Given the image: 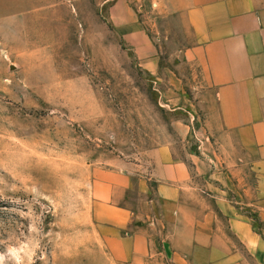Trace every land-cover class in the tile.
Wrapping results in <instances>:
<instances>
[{"label": "crops", "instance_id": "obj_1", "mask_svg": "<svg viewBox=\"0 0 264 264\" xmlns=\"http://www.w3.org/2000/svg\"><path fill=\"white\" fill-rule=\"evenodd\" d=\"M147 1V15L143 0L102 3L160 88L177 140L150 150L147 161L91 170L95 260L264 264V236L247 213L264 226V0ZM175 36L180 47L171 52L198 69V92L186 89L179 65H161L158 42Z\"/></svg>", "mask_w": 264, "mask_h": 264}, {"label": "rangeland", "instance_id": "obj_2", "mask_svg": "<svg viewBox=\"0 0 264 264\" xmlns=\"http://www.w3.org/2000/svg\"><path fill=\"white\" fill-rule=\"evenodd\" d=\"M105 10L102 0H0V264H105L89 237L91 170L147 161L177 140L160 88ZM158 43L161 65H179L200 91L198 69L171 52L180 38Z\"/></svg>", "mask_w": 264, "mask_h": 264}, {"label": "built area", "instance_id": "obj_3", "mask_svg": "<svg viewBox=\"0 0 264 264\" xmlns=\"http://www.w3.org/2000/svg\"><path fill=\"white\" fill-rule=\"evenodd\" d=\"M198 151H200V147L198 148Z\"/></svg>", "mask_w": 264, "mask_h": 264}, {"label": "trees", "instance_id": "obj_4", "mask_svg": "<svg viewBox=\"0 0 264 264\" xmlns=\"http://www.w3.org/2000/svg\"><path fill=\"white\" fill-rule=\"evenodd\" d=\"M254 218V217H253Z\"/></svg>", "mask_w": 264, "mask_h": 264}]
</instances>
